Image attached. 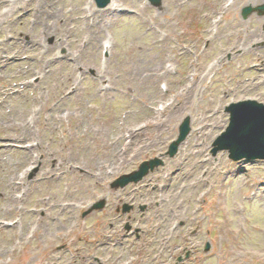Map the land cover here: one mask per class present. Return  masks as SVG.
Returning <instances> with one entry per match:
<instances>
[{"label":"rangeland","instance_id":"374dc122","mask_svg":"<svg viewBox=\"0 0 264 264\" xmlns=\"http://www.w3.org/2000/svg\"><path fill=\"white\" fill-rule=\"evenodd\" d=\"M263 2L162 0L154 6L149 0H121L118 21L110 26L109 13L94 0H33L36 12L7 28L3 24L0 40L10 44L1 43L0 59L11 58L0 60V264H97L96 257L138 264L139 255L143 264H153L160 248H167L165 257L174 251L175 238L196 245L200 237L214 239L218 252L208 257L203 242L198 264H264V160L234 161L228 151L212 153L213 141L229 124L226 105L244 99L264 103V16L241 15L244 6ZM39 4L49 12L42 15ZM8 17L3 22L13 21ZM93 23L99 38L85 29ZM100 25L108 27L102 31ZM165 58L172 71L152 79L153 67L161 69ZM218 58L206 87L187 94L196 74ZM166 85L167 91L161 87ZM32 104L43 109L29 140L21 131ZM187 116L192 128L187 139L176 156L164 155ZM150 122L155 125L147 127ZM101 124L111 140L125 126V133L143 126V137L152 138L132 142L127 151L118 147L114 158L112 146L98 134ZM29 142L40 146L24 148ZM155 156L164 163L140 182L111 187ZM37 165L28 179L31 170L26 175L25 170ZM14 176L18 195L25 194L18 204L9 201V192L18 190L8 187L17 186ZM103 198L108 207L83 216ZM123 202L137 207L130 216L117 212ZM139 204H148L147 211ZM128 220L152 236L162 226L156 242L148 238L151 245L143 247L136 238L124 244L120 235L107 238L105 233L122 232ZM194 229L195 240L179 237Z\"/></svg>","mask_w":264,"mask_h":264},{"label":"bare ground","instance_id":"6f19581e","mask_svg":"<svg viewBox=\"0 0 264 264\" xmlns=\"http://www.w3.org/2000/svg\"><path fill=\"white\" fill-rule=\"evenodd\" d=\"M41 1V3L42 2H46L47 0H40ZM48 1H50V0H48ZM33 2V0H2L1 2H0V5L1 4H3V3H7L6 4V6L7 7H5L4 9H0V30H1V28L3 27V24H6L7 23V25H6V28L7 27H9L10 25H12V24H14L18 19H22V18H25L28 14H30L32 11H33V9H34V11L35 10H37L36 9V7H34V3H32ZM120 2H121V0H112V2L108 5V7H106L104 10H102V13H109V18H110V22L108 23L110 26H113L117 21H118V16H119V14H118V12H120V9H119V7L120 6H123V4H120ZM40 5V6H39ZM38 5V10H39V12L43 15V12H46V13H48L49 11H46V9L45 8H42V6H41V4H39ZM30 7H32V8H30ZM30 8V9H29ZM40 8V9H39ZM26 9H29L28 10V12H26V13H24V12H22V13H20L19 11L20 10H26ZM49 10V9H48ZM86 12H87V16H93V13H92V9H84ZM36 12V11H35ZM15 15V16H14ZM7 16H9L8 18L10 19H13V21L11 22V23H8V22H3V19L5 18V17H7ZM56 21H58V22H60V17L59 16H57L56 17ZM56 25H57V23H56ZM93 26H95V24L93 23ZM105 27H108L107 25H104ZM105 27H103V25L101 26L100 25V29L102 30V31H104V28ZM6 28H4V29H6ZM85 29L87 30V31H92L94 34H97L98 35V38L100 37V30H99V25H97V26H95V27H90V26H88V25H85ZM210 34V33H209ZM214 34H219V30H216V32H213V36H215ZM9 43V40L8 39H5V40H0V46L2 45V44H4V43ZM2 43V44H1ZM107 43V42H106ZM106 43H105V46H106ZM10 44V43H9ZM238 44V43H237ZM237 44L235 45V47L237 46ZM107 46H109V45H107ZM7 47L6 46H4V49H6ZM1 50H2V48H1ZM7 53H8V51H7ZM6 54H4V56H5ZM2 58H11V56H5V57H2L1 56V59L0 60H2ZM174 59V58H173ZM5 61V60H4ZM168 61V58H165V60L163 61V65H162V67H161V69H158V68H156V66H154L153 67V69H152V79H155L156 77H157V75H167V74H169L171 71H172V67H171V65L169 66V67H167V65H166V62ZM220 58H218V60H216V61H213L204 71H203V73L202 74H199V75H197L196 74V77H195V79H194V82H193V85H191L190 86V88L188 89V91H187V94H189V92H190V90L191 89H193V90H197V91H199L200 90V88H202V87H206V84H205V82L208 80V78L210 77V74L212 73V72H214V71H216V69H217V66L220 64ZM173 69H176V68H173ZM160 70H162V71H160ZM40 72H42V69L40 70ZM100 73H102V71L100 72ZM99 73V74H100ZM43 74H45V73H43ZM28 83V82H27ZM164 87H166V89H168V87H167V85L166 86H164ZM186 99H187V97H186ZM184 104V103H183ZM33 105V104H32ZM172 105L173 104H169V105H167V108L168 107H172ZM34 106L35 105H33V106H31V108H30V110H29V112H28V114L30 115V120H28L25 124H24V126H23V129H22V131H21V133H23V134H25V135H30L28 138H25V137H23L24 139H29V140H33L34 138H33V136H35V132H34V130H33V127H34V125L36 124V114H38V115H40V113H41V109H43V107H40V108H36V109H34ZM166 106L162 109V111H160V112H164L166 109ZM183 109H186V104H185V106H183L182 108H180L177 112H179L180 110H183ZM20 114V116L22 115V117L23 116H26V115H28V114H26V115H24L25 113H19ZM68 115H69V113L68 114H65L64 113V116L65 117H68ZM48 117H49V115H48ZM59 117V115H57V118ZM202 120V119H201ZM201 120H199V119H197L196 120V122H199V123H202V121ZM158 122L160 123V125H161V127L164 125L163 123L164 122H162V120H158ZM155 124L154 123H152V122H150V123H147V127H152V126H154ZM129 128V126H125V127H120L119 128V131L113 136V139L111 140L110 138H111V136H110V132H107V128H106V126H105V124H101L99 127H98V129H97V131H98V134H99V136L102 138V140H104V141H106V143H107V145H111L112 146V153H113V157L115 158V156L117 155V153H118V151H117V148L118 147H122L123 148V151H127L128 149H130V148H132V146H134V145H131V144H137L138 143V141L140 140V141H142V140H144L145 138L146 139H151L152 138V136L151 135H149L148 137H143V135L146 133L147 134V132L146 131H144V128L145 127H143V126H141V127H138V128H134V129H132V131L131 132H127V133H125V131H128L127 129ZM197 131H198V129H197ZM73 134V133H72ZM211 133H209V135H210ZM12 141V143L10 144L9 143V145L10 146H15L16 147V140H14V138H10ZM122 139H124V141L122 142ZM9 142H10V140H9ZM133 142V143H132ZM187 142V144H188V142L189 141H186ZM35 143L34 142H31L29 145H27L26 146V148L27 149H30V148H34L35 147ZM37 146L39 147L40 146V144H39V142L37 143ZM111 153V154H112ZM127 153V152H126ZM111 154H110V157H112L111 156ZM120 155H122V154H125V153H119ZM182 155H186V152L185 151H183L182 152ZM123 156V155H122ZM98 166H99V169H102L103 167H104V164H103V162L102 163H99L98 164ZM106 166V165H105ZM65 168L66 169H68L69 171H71L72 169H73V166L72 165H70V161H67V166L65 165ZM102 173H103V171H102ZM17 178H18V176H14L13 178H12V180H15V183H16V180H17ZM22 184H23V182H21ZM16 185L17 186H15V184L13 183V182H11V183H9L8 184V187H9V189L10 190H13V189H18V190H16V191H10L9 192V195L11 196V199H9V201H11V202H13V201H17V204L18 203H20L21 201H22V199L24 198V195L25 194H23V195H18V191L20 190V186H19V184H17L16 183ZM68 205H70V204H68ZM67 206V204H64V207H66Z\"/></svg>","mask_w":264,"mask_h":264},{"label":"water","instance_id":"95a60500","mask_svg":"<svg viewBox=\"0 0 264 264\" xmlns=\"http://www.w3.org/2000/svg\"><path fill=\"white\" fill-rule=\"evenodd\" d=\"M100 6L106 5L109 0H97ZM154 4H158L160 0H152ZM260 10L264 13V4L257 8L248 7L245 9L246 14L253 10ZM231 112V122L227 130L223 132L215 141L213 152L216 153L220 149H229L230 157L234 159L247 158H264V103L256 100H245L233 103L227 107ZM189 118H187L180 127V135L171 146L169 153L174 155L179 144L185 139L190 130ZM162 161L160 159H152L141 164L140 168L127 175H123L114 183V187L125 186L130 181H139L145 176L150 169H154ZM104 200L97 202L93 208H102ZM129 206L125 205V210Z\"/></svg>","mask_w":264,"mask_h":264},{"label":"flooded vegetation","instance_id":"af4514ba","mask_svg":"<svg viewBox=\"0 0 264 264\" xmlns=\"http://www.w3.org/2000/svg\"><path fill=\"white\" fill-rule=\"evenodd\" d=\"M129 232L132 234L131 236L136 237L137 239L142 237L140 233H137L136 234L133 231H129ZM135 232H137V231L135 230ZM179 237H181V239L184 242H189V238H188L187 235H185V233H183V235H180ZM171 239H172V237H170V240ZM156 240L157 239H155V242H156ZM173 243H174V246H173L174 251L172 253L171 252L168 253V255H167L168 257H163L164 259L160 260V263L159 264H193L195 262V259L197 258V255H195V256H193V255L196 253V250L199 248L198 246L196 248L190 249V250L187 249V246L185 247V256H186L187 251H191L187 255V259L180 260V257L182 256V254L179 253L177 255V258L176 259H174V260L173 259L172 260H168L169 257H171V258L174 257L176 251L177 250H180L179 248L182 245L180 241H177L176 240V238L173 240ZM171 246H172V244H171ZM163 250H164V256H165L167 248H165V247L164 248L163 247L160 248V251H163ZM154 261H155V259H154Z\"/></svg>","mask_w":264,"mask_h":264}]
</instances>
